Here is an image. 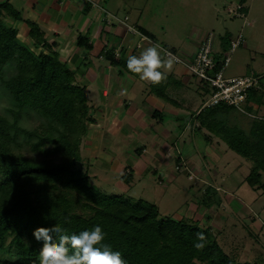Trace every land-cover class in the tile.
<instances>
[{"label":"trees","instance_id":"trees-1","mask_svg":"<svg viewBox=\"0 0 264 264\" xmlns=\"http://www.w3.org/2000/svg\"><path fill=\"white\" fill-rule=\"evenodd\" d=\"M245 2L242 0L236 10L240 17L247 15ZM8 18L13 22H8ZM16 21L29 27L31 42L21 40ZM133 26L140 38L153 40L146 28L137 23ZM241 39L240 36V43ZM76 44L87 54L94 48L88 33H79ZM201 44L187 55L188 60L195 58ZM58 47L57 41H49L40 23L24 18L9 0H0V84L13 97L8 107L11 115L0 112V264H39L42 242L35 240L33 230L55 224L61 225L68 235L99 225L106 234L104 243L120 251L127 264H264V258L238 260L228 254L211 225L163 216L156 203L125 193H108L93 181L97 176L86 162L90 155L84 157L82 153L89 125L96 123L89 103L92 93L88 94V86L77 81L76 70L62 58ZM137 48L131 55H136ZM123 50L112 46L102 50L100 56L112 66L127 69V59L120 58ZM165 50L177 54L175 48ZM8 63L16 64V72L10 76L5 70ZM216 63V70L223 65L221 60ZM170 77L172 74L167 73V79L159 85L148 83V92L175 107L186 108L178 116L185 125L205 129L203 136L207 141L220 138L229 149L250 161L246 180L255 190L264 192V115L254 114L249 108L251 91L261 90L264 96L262 77L257 76L260 88L249 90L243 104L245 111L223 102L206 106L212 89L202 79L199 82L208 94L194 109L172 90L173 84L190 88L191 79L175 84ZM187 98L184 96V101ZM231 110L253 117L249 129L220 117ZM31 112L42 120L28 128L21 119ZM164 113L155 109L152 117L156 119ZM176 158L180 164L182 157ZM132 175L128 172L121 176L127 186L132 183ZM198 233L206 237L202 250L194 247ZM54 239L59 242L58 236ZM4 253L11 257L5 258ZM73 253L69 247V255Z\"/></svg>","mask_w":264,"mask_h":264},{"label":"rangeland","instance_id":"rangeland-1","mask_svg":"<svg viewBox=\"0 0 264 264\" xmlns=\"http://www.w3.org/2000/svg\"><path fill=\"white\" fill-rule=\"evenodd\" d=\"M65 1L61 9L67 11L70 0ZM82 2L91 9L88 13L91 21L89 23L104 26L103 34L106 38L103 37L108 48L122 40L117 44L119 46H115L119 50L124 48L122 53L120 52L121 59L126 60L137 46L135 54L139 56L145 48L153 44L159 46L163 59L171 58L165 56L163 51L173 48L177 50V55L186 59L190 52L198 49L204 37L210 36L216 61L224 60L227 55L231 56L225 77L255 73L256 76L262 77L264 89V0H246L244 5L248 12L245 17L238 16L236 12L242 0H96L97 5L87 0ZM70 15L69 13L68 16ZM73 19H76L75 15ZM9 20L13 22L8 18L7 21ZM76 20L74 22H77ZM18 22H14L16 27ZM136 23L146 28L152 41L143 40L138 34L129 31V25ZM123 27L128 30L126 38L129 37L130 41L125 45V36H118V31ZM83 31L80 33H87L86 30ZM19 36L24 42L32 41L23 29H20ZM240 36V45L231 50V43L238 41ZM221 48L223 49L220 50ZM99 52L101 50L97 49L86 55V50L83 49L79 54L74 53V59L83 58L85 61L82 67L87 65L85 68L92 71L101 81L107 75L110 77L109 97L103 98L97 84L92 80L88 82V87L91 88H88V94L92 93V96L89 95L92 101H104V104L109 105L108 109L96 112L97 125H89L90 136L83 143L84 157L90 155L86 159L90 172L97 176L93 181L108 193H125L152 201L159 206L163 216L176 219L185 217L202 226H213L221 246L238 260L263 259L264 228H258L259 225L253 222L252 217H257L260 224L264 222V192L255 190L246 180L250 172V161L229 149L220 138L207 141L203 136L205 129L185 125L178 119V116L183 114L180 112L186 110L182 106L174 107L155 97L160 100L161 105L175 110V114L158 108L166 114L156 120L152 119L149 114L156 106L147 101L146 90H143L148 87L149 82L131 74L125 67L113 66L108 69L109 61L104 56L100 57ZM171 59L173 65L167 73L172 74V82L176 84L178 80L192 81L188 89L183 85L173 84V93L176 92L184 104L196 109L200 106L202 98L207 97L208 92L200 84L199 78L192 76L182 63ZM75 69L77 76L81 74L78 68ZM5 70L7 76L14 74L16 64L8 63ZM125 90L127 94L122 95ZM186 95L188 98L184 101L183 97ZM12 101V95L0 84V112L9 114L8 107L12 105ZM89 103L93 105L91 101ZM125 104H130L129 110L133 111L135 107L143 104L144 108L133 117L140 120L142 110L148 113L144 121L148 123L149 132L136 136V123L131 120L124 124L130 117L124 115L127 114L124 111ZM249 108L254 114L264 115L263 91H251ZM112 111L113 116L124 117L111 120ZM220 117L225 118L229 124H236L244 129H249L250 120L253 118L237 110L223 113ZM41 120L39 115L31 112L30 116L21 119V124L32 128ZM157 121L162 128L158 129L154 125ZM122 126L124 128L120 130ZM95 127L99 129L96 133L91 130ZM122 133L123 138H119ZM120 140L127 146L123 147ZM24 149L31 154L27 147ZM177 155L182 157L180 164ZM128 172L133 174V179L127 186L121 176ZM214 189L217 193H214ZM9 241L10 238L7 239L6 245ZM3 256L11 257L7 253Z\"/></svg>","mask_w":264,"mask_h":264},{"label":"crops","instance_id":"crops-1","mask_svg":"<svg viewBox=\"0 0 264 264\" xmlns=\"http://www.w3.org/2000/svg\"><path fill=\"white\" fill-rule=\"evenodd\" d=\"M17 9H19L23 15L24 18H30L32 20L37 21L38 23H40V25L43 27V29L46 31V37L49 39L50 42L53 41H57L59 43V52L62 56V58L67 61V63L70 65L71 68L75 69L78 68L79 71H81V74L79 73V75H76L77 81L85 84L87 86L89 81H93L95 84H97V86L99 87L101 93H102V97H109L111 93V89H110V77L107 75V77L104 80H100L98 78V76L94 75L92 71H90L89 69H86L85 67H87V65H85V67L83 68L82 65L84 63V59L83 58H79L78 60L74 59V53L79 54L83 48L78 46L76 44L77 38L79 33L84 30L87 31L89 37H90V41L93 43L94 48L92 49V51H96L97 49H100L101 52L102 50H105L108 48V45L106 44L107 41H105V35L104 33V26H97L94 23H89L91 21H89V17H88V13L90 12V10L87 8V4H85L84 2H82V0H70V2L68 3V12L64 11V9L62 10L61 7L65 5L66 1L65 0H9ZM96 1V0H95ZM99 2V0H98ZM87 10V13H86ZM69 13L71 14L70 16ZM73 15L76 16V21L78 22H74L75 20L73 19ZM69 17V18H68ZM15 24V23H14ZM95 25V26H94ZM18 28L19 31L20 29L24 30V32L26 33V35L29 34V27L26 25V23H24L23 21H19L18 22ZM119 35L122 34L124 37L123 41H124V45L129 41V37H127V30L126 28H121L119 31ZM105 38H104V37ZM122 36V37H123ZM127 39V40H126ZM109 41V40H108ZM122 40H118V43H116L115 45L113 44V46H116L117 44L121 43ZM138 43V41H137ZM119 46V45H117ZM99 52V53H101ZM194 52V51H192ZM86 55H89L86 53ZM100 56V54H99ZM102 57V56H100ZM113 66L110 64L109 66H107V68H112ZM76 70V69H75ZM77 72V70H76ZM120 77V76H119ZM139 78V77H138ZM89 88V87H88ZM91 90V88H89ZM146 98L147 101L151 102V104L153 106H156V109L161 108L164 109L166 112H173L175 114V110H173L171 107H167L161 105L160 103V98L157 97L155 94L153 93H149L148 92V88L146 87ZM109 95V96H108ZM159 99H157V98ZM101 98V97H100ZM162 100V99H161ZM91 104L92 105V109L94 114L96 115V112H98L101 109H108L109 105L108 104H104V101L97 103L94 101H92L91 99ZM144 104V102H143ZM139 105L138 107H135V110H129V106L130 104H125L126 106V110H124L127 114H124L125 116L130 115L129 119L127 121L124 122V124H128V122H130L131 120L134 121L133 123L135 126V130L137 131L136 136H138L140 133H144L146 134L147 132H149L148 128V123L146 121H144V118L147 117L146 112H143L142 110V115L140 120L137 118H134L133 115L138 112L141 111L142 108H144V106ZM151 104H148L149 106ZM148 105H146V107L148 108ZM173 106V105H172ZM167 107V108H166ZM175 107V106H174ZM160 110V109H159ZM133 111V112H131ZM150 111V109H149ZM121 112V111H120ZM177 113V112H176ZM153 111H150L149 116L152 117ZM116 116V117H115ZM113 116V111L111 114V120L112 119H122L124 116L117 118V115ZM96 117V116H95ZM152 119H154L152 117ZM156 120V119H154ZM96 122H98V119L96 117ZM143 124H142V123ZM103 124V123H102ZM160 122H156L154 125H156V127L158 129L162 128L159 127ZM97 124L95 123V126ZM124 126V125H123ZM121 127L120 130H122L124 127ZM91 130H94V133H96V130H99L98 128H93ZM102 130V128H101ZM144 130V131H143ZM90 135L87 136V139H89ZM123 133L121 135H119V138H123ZM86 139V138H85ZM91 139V138H90ZM97 141V139H93V141ZM100 143L103 142V138H102V142L100 139H98ZM107 141H109V139L107 138ZM121 141V140H120ZM121 145L123 147H126L127 145L122 144L121 141ZM100 151V150H99ZM253 222H257V224L259 225L258 228H260V226L262 224H264V222L262 224H260V221L256 220Z\"/></svg>","mask_w":264,"mask_h":264},{"label":"clouds","instance_id":"clouds-1","mask_svg":"<svg viewBox=\"0 0 264 264\" xmlns=\"http://www.w3.org/2000/svg\"><path fill=\"white\" fill-rule=\"evenodd\" d=\"M172 65L173 60L163 59L156 44L145 48L139 56L130 55L126 61L129 72L153 85H159L166 80ZM121 94L126 95V90ZM105 235L99 225L72 235L66 234V230L59 224L33 230L35 240L42 242L39 264H127L120 251L113 250L104 243ZM56 236L59 237L58 243L54 239ZM197 240L194 247L202 250L206 242L204 233H198ZM69 247L74 250L72 255H69Z\"/></svg>","mask_w":264,"mask_h":264},{"label":"built area","instance_id":"built-area-1","mask_svg":"<svg viewBox=\"0 0 264 264\" xmlns=\"http://www.w3.org/2000/svg\"><path fill=\"white\" fill-rule=\"evenodd\" d=\"M94 4L97 5L96 2H94ZM129 31L137 33L133 25H129ZM239 44L240 39L238 41H233L231 50H234ZM222 49L223 48L220 50ZM164 53L167 57H171L176 62L182 63L191 74H194L199 79L209 83L212 93L205 103L206 106L216 105L223 102L234 106L241 111H245L243 104L248 98L249 90L254 87L260 88L261 86L259 79L255 74L228 78L225 77V70L231 61V56L229 55H227L224 60H221L223 65L216 70L217 63L213 53L212 39L210 36L202 41L193 60H188L187 58L184 59L169 50H164Z\"/></svg>","mask_w":264,"mask_h":264}]
</instances>
